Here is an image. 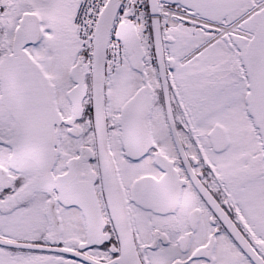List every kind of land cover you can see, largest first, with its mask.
Listing matches in <instances>:
<instances>
[{
    "label": "snow or ice",
    "instance_id": "6c2138e0",
    "mask_svg": "<svg viewBox=\"0 0 264 264\" xmlns=\"http://www.w3.org/2000/svg\"><path fill=\"white\" fill-rule=\"evenodd\" d=\"M0 264H264V0H0Z\"/></svg>",
    "mask_w": 264,
    "mask_h": 264
}]
</instances>
